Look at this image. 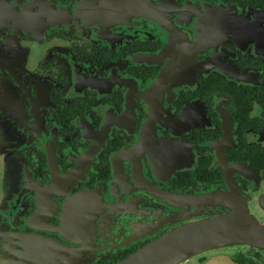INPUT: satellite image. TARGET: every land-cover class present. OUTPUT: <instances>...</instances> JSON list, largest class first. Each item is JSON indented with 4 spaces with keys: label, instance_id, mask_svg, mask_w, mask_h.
Listing matches in <instances>:
<instances>
[{
    "label": "flooded vegetation",
    "instance_id": "af4514ba",
    "mask_svg": "<svg viewBox=\"0 0 264 264\" xmlns=\"http://www.w3.org/2000/svg\"><path fill=\"white\" fill-rule=\"evenodd\" d=\"M172 232L264 264V0H0V264Z\"/></svg>",
    "mask_w": 264,
    "mask_h": 264
},
{
    "label": "water",
    "instance_id": "95a60500",
    "mask_svg": "<svg viewBox=\"0 0 264 264\" xmlns=\"http://www.w3.org/2000/svg\"><path fill=\"white\" fill-rule=\"evenodd\" d=\"M243 228L241 222L235 218L231 236L233 242H246L248 235ZM191 247L186 240L172 232L160 236L116 264H237L229 259L216 260L218 257L213 256L203 262L185 263L193 255Z\"/></svg>",
    "mask_w": 264,
    "mask_h": 264
},
{
    "label": "rangeland",
    "instance_id": "374dc122",
    "mask_svg": "<svg viewBox=\"0 0 264 264\" xmlns=\"http://www.w3.org/2000/svg\"><path fill=\"white\" fill-rule=\"evenodd\" d=\"M193 262H195V261H193Z\"/></svg>",
    "mask_w": 264,
    "mask_h": 264
}]
</instances>
